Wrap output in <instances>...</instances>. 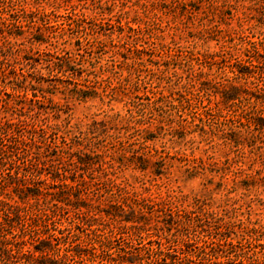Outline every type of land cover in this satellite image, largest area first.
I'll return each instance as SVG.
<instances>
[{
    "label": "trees",
    "instance_id": "1",
    "mask_svg": "<svg viewBox=\"0 0 264 264\" xmlns=\"http://www.w3.org/2000/svg\"><path fill=\"white\" fill-rule=\"evenodd\" d=\"M161 1L163 9L176 12L183 8V13L192 17L206 6L227 25L240 6L233 0L225 2L222 10L212 0ZM250 1L243 16L236 18L238 34L244 39L240 53L229 45L218 52L200 53L176 39L163 43L159 36L151 35L152 26L139 18H95L94 28H115L114 47L126 62L131 61L136 72L143 63L154 66L158 63L155 57H166L165 70L159 63L158 70L162 73L174 66L180 84L167 93L150 92L153 97L149 96L147 104L126 101L125 113L111 108L112 113L73 122L76 105L99 100L109 106L106 97L117 96L120 89L128 99L131 94L138 96L139 84L129 77L115 84L104 73L78 64L65 48L48 54L57 84H49L51 76L41 71L29 74L18 69L22 60L37 61L34 53L19 57V42L26 40L33 48L51 44L50 30L58 27L61 34L73 23L51 25L49 20L58 16L56 11L29 6L17 17L18 3L4 0L13 12L8 19L0 18V31L4 34L7 29V42L0 50L4 56L10 54L13 62L5 63L9 68L0 72L4 80L0 84V264H264V224L240 219L236 202L214 210V203L209 204L211 192L184 207L179 199L141 197L118 176L122 168L155 176L168 170V156L150 143L166 135V126L176 134L183 133L179 137L187 134V124L175 122L179 112L188 113L201 138L217 140L216 145L229 148L234 157L226 162L228 167L241 163L240 157L253 160V164L260 160L262 155L257 156L256 150L264 146V39L256 36L254 40L247 32L264 25V0ZM216 8L219 14L214 13ZM9 18L14 20L8 22ZM55 98L60 101L55 103ZM138 99L143 100L142 96ZM9 112L16 118L3 121L2 116ZM19 153L25 154L22 159H10ZM209 165L218 166L215 162ZM260 165L262 168L253 173L241 168L234 173L243 174L234 181L238 189L246 193L254 188L264 190V161ZM197 169L193 166L190 172ZM219 171L225 170L215 172ZM250 200L251 213L254 201ZM203 220L223 238H204L197 247L187 235L182 236V245L173 241L175 232L194 224L201 228ZM95 224L114 225L112 231L120 226L131 234H108ZM154 228L161 231L156 248L142 246L134 253L132 246L114 244H128L134 236L148 235ZM241 241L255 245L250 256ZM190 247L194 249L188 251ZM147 250L149 257L144 259L142 253ZM178 251L182 257L177 256Z\"/></svg>",
    "mask_w": 264,
    "mask_h": 264
},
{
    "label": "rangeland",
    "instance_id": "2",
    "mask_svg": "<svg viewBox=\"0 0 264 264\" xmlns=\"http://www.w3.org/2000/svg\"><path fill=\"white\" fill-rule=\"evenodd\" d=\"M13 1L19 5L17 17L21 16L19 14L23 13L24 7L27 10V6H29L43 9L46 12L56 11L58 16L51 17L49 20L51 25L63 24L67 26L73 23L72 27L66 28L65 32L61 34L58 27L50 30L49 35L51 36V44L49 43L39 46V48H33L26 40H24V42H19V57L34 53L33 55L36 56L37 61L26 62L22 60L19 65H16L18 69L29 72V74H35L37 71H41L43 74L51 76L48 78L49 84H57L59 79L56 71L53 70V73L51 72L52 70L47 62L49 58L48 54L49 52L52 54L57 48H65L68 53H72L73 58H75L78 64H83L90 70H95L99 74L104 73L105 77H110L115 84L123 77H129L130 81L139 84L138 86L140 87L141 93L136 97L131 94L128 99L129 96H125L120 89L117 96L112 98L106 97V101L110 99L111 105L109 106L107 104L103 105L99 100L78 106L76 105L74 112H72L73 122L87 120L103 112L112 113L110 111L111 108L116 112L125 113L126 101L130 102L132 99V101L136 103L143 102L147 104V99L149 96H152L150 92L161 93L164 91V93H167L171 87L180 84V80L175 77L174 66H171L168 71L162 73L158 70V63L160 65L159 67L165 70L162 64L165 63L166 57L163 59L155 57L154 62L158 63L154 66L149 65V63H143L142 65L145 67L141 66L136 72L132 67L131 61L126 62L124 55L119 54L117 48L114 47V43H117L113 41H117L115 28L109 29L110 27H107V25L101 28H94L93 21L95 18H139L145 20L148 25L152 26L151 35L159 36L160 39H163V43L168 44L171 43L173 39H176L186 47L195 49L200 53L218 52L221 50V46L229 45L232 51L240 53L239 49L243 48L241 43L244 42V39L238 34V32H240V27L236 18L237 15L243 16L246 12L245 7L251 5L250 0H233L234 3L237 2L240 6L238 7L239 10L236 13V17L232 21L227 20V25L225 22H220V17H216L212 13L213 11H208L206 6H202L201 12H195L192 17L189 14L183 13V8L176 10V12L163 9L164 5H162L161 0H100L95 3L90 0H26L27 3L25 0ZM212 1L222 10L221 6H226L225 2L229 3L230 0ZM9 6L12 5H5L4 0H0V18L5 16L8 19L7 16L9 13L13 12ZM195 6L198 5L196 4ZM109 12H111L110 15ZM219 12L217 8L214 10V13L219 14ZM13 20L9 18L8 22H12ZM212 26L213 29L210 31ZM0 28H3V25L0 24ZM246 28L248 27L246 26ZM112 33L114 34L111 36ZM4 34L7 36V29L4 30ZM4 34L0 31V46L7 42V37H5ZM247 34L251 37L254 36V40H257V37L264 39V25L248 31ZM12 45L18 47L16 44ZM0 59L3 60L2 66H0V72L3 70L2 68L5 70L9 68L5 63L13 62V57L8 53L4 56L1 50ZM182 66L183 64H180L181 68ZM185 70L187 71V69ZM178 72L183 74L182 69H178ZM3 81L4 80L0 78V84H2ZM8 85L11 84L8 83ZM99 91L102 92L101 89ZM141 96L143 100L138 99ZM59 101L60 99L58 98L54 100L55 103ZM61 102L63 103V101ZM5 118H16V115L14 112H9L2 116L3 121ZM99 118L100 117H97V119ZM174 118L176 119L175 122L179 121L183 124H187L189 128L187 134L184 135V137H179L183 136V133L177 132L176 134L171 127L166 126V135L163 137L161 135L158 140L150 143L153 149L160 151L163 156H168V170L161 176H155L150 172H138L131 168H122L121 170L118 169L119 181H121V183H126L129 186V190L137 193L141 197L157 199L158 201L164 199H179L180 202L184 204V207L192 203L195 198L209 196L212 192V200L209 201V204L214 203V210H218V206L225 207L227 204L230 205L236 202V207L239 208L236 214L240 219L247 220V218H250L252 222L257 221L264 224V190H256L254 188L250 193H246L238 189L234 182L236 179L238 180L243 177V174H234L239 171L240 168L246 173H253L252 171L262 168L260 162L264 161V146L256 150L257 156L259 154L262 155L258 162L255 161L256 164L252 163L253 160L251 161L240 157L241 159H238V162L241 163H237V165L232 163V165L228 167L226 162L231 160L234 154H230L227 146L221 145V147H219L216 145L218 143L217 140L208 142L206 138H201L199 133L200 129L194 126V121H192V118L187 112H179ZM24 155L25 154L19 153L17 156L12 155L10 159L18 161V158L22 159ZM209 158H212V160H209ZM12 160H9V162ZM210 162H215L218 166H210ZM193 166H197L198 169L190 172ZM249 166H251L252 169H249ZM187 169H189V171H187ZM220 169H224V173H222V171H219V173L215 172ZM211 170H213L214 173H210ZM220 184L222 187L218 190L217 188H219ZM244 194H249L250 197ZM250 199L254 201L252 203L253 209L251 213L247 206L248 203L251 202ZM229 216H234V214H229ZM206 220L202 222L204 226L200 224L201 228L194 227V224V226L190 225V228L186 226L181 229L180 232H175L173 241H175L176 244L182 245L180 243L181 238L187 235L192 240L191 242L194 244V247H197L204 238H223V236L218 235L215 230L209 229L206 226ZM95 225H99V228L103 229L108 234H111V228L115 227L114 225ZM95 227L96 226H94V228ZM117 228L118 229L115 228L116 230L113 231L116 233L125 232L126 234H131L130 230H125L120 226H117ZM154 229L153 231L149 229L150 232L148 235L142 233L141 237L134 236L128 241V244H124L123 242H114V244L116 246L119 244V246L122 247L132 246L131 251L134 253L137 248L142 246L146 249L156 248V241L157 238L161 236V231H158L156 228ZM150 233H152V235ZM79 234L83 236V234ZM150 235L153 237L150 238ZM231 235L235 237L233 234ZM123 236L126 238V235ZM241 242L243 251L250 256V253L255 250V245L246 243V241ZM192 249L194 248L190 247L188 251ZM147 253L149 254L150 252L147 250L142 253L144 259L149 257ZM177 256L182 257V252L178 251Z\"/></svg>",
    "mask_w": 264,
    "mask_h": 264
}]
</instances>
